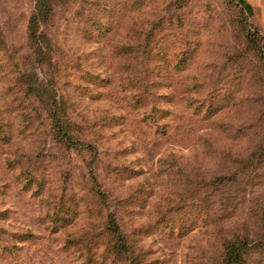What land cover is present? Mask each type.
Segmentation results:
<instances>
[{
    "label": "rangeland",
    "instance_id": "obj_1",
    "mask_svg": "<svg viewBox=\"0 0 264 264\" xmlns=\"http://www.w3.org/2000/svg\"><path fill=\"white\" fill-rule=\"evenodd\" d=\"M263 226L264 0H0V264H225Z\"/></svg>",
    "mask_w": 264,
    "mask_h": 264
},
{
    "label": "trees",
    "instance_id": "obj_2",
    "mask_svg": "<svg viewBox=\"0 0 264 264\" xmlns=\"http://www.w3.org/2000/svg\"><path fill=\"white\" fill-rule=\"evenodd\" d=\"M40 4L42 5V2L40 1L38 5L36 6L35 13L33 14L30 24L31 26L35 27L37 25L43 24L45 22L46 13L42 10ZM43 6V5H42ZM36 28V32H37ZM42 34V32H39ZM43 37L42 35H39ZM53 99H55L53 97ZM51 109H53L51 107ZM52 115L54 116V127L56 126L58 122V113H56L55 110H53ZM64 130H61L62 132ZM199 185V184H198ZM110 223H112V229L114 232L117 231V228L114 226L112 220H109ZM264 241V226L259 228L258 230H246L245 233H237L233 232L231 238L225 243L226 245V254H225V264H245L244 254L245 250L250 249L253 245L257 244V242ZM248 247V248H247Z\"/></svg>",
    "mask_w": 264,
    "mask_h": 264
}]
</instances>
